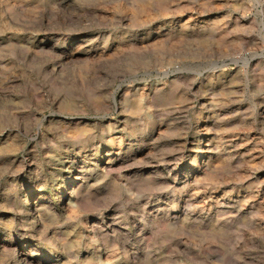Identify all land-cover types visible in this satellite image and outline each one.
<instances>
[{
  "label": "rangeland",
  "instance_id": "obj_1",
  "mask_svg": "<svg viewBox=\"0 0 264 264\" xmlns=\"http://www.w3.org/2000/svg\"><path fill=\"white\" fill-rule=\"evenodd\" d=\"M0 264H264V0H0Z\"/></svg>",
  "mask_w": 264,
  "mask_h": 264
},
{
  "label": "bare ground",
  "instance_id": "obj_2",
  "mask_svg": "<svg viewBox=\"0 0 264 264\" xmlns=\"http://www.w3.org/2000/svg\"><path fill=\"white\" fill-rule=\"evenodd\" d=\"M26 257V256H25Z\"/></svg>",
  "mask_w": 264,
  "mask_h": 264
}]
</instances>
